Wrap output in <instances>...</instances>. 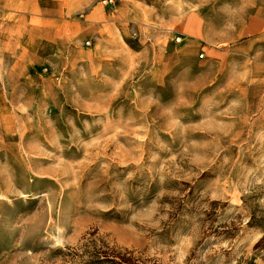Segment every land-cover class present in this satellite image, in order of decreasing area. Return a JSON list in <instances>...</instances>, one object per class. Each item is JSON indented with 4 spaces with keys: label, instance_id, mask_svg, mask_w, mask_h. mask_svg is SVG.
<instances>
[{
    "label": "rangeland",
    "instance_id": "obj_1",
    "mask_svg": "<svg viewBox=\"0 0 264 264\" xmlns=\"http://www.w3.org/2000/svg\"><path fill=\"white\" fill-rule=\"evenodd\" d=\"M93 9L63 31L0 9V264H61L53 252L83 237L150 264L251 256L262 231L242 198L264 208V0ZM211 201L232 238L201 240Z\"/></svg>",
    "mask_w": 264,
    "mask_h": 264
},
{
    "label": "trees",
    "instance_id": "obj_2",
    "mask_svg": "<svg viewBox=\"0 0 264 264\" xmlns=\"http://www.w3.org/2000/svg\"><path fill=\"white\" fill-rule=\"evenodd\" d=\"M258 195L254 192L243 196L242 203L248 210L247 227L260 229L261 237L254 243L252 255L247 258H241L237 264H264V208L257 203ZM220 205L219 201H211L209 207L202 215L204 230L202 239L216 237V239H230L233 237L236 226L233 222L217 221L216 207ZM225 206L226 203L221 204ZM53 256L59 258L61 264H150V261L136 258L131 251L119 250L116 247L108 246L101 240L90 237H83L75 247H66L57 249ZM155 264V263H151Z\"/></svg>",
    "mask_w": 264,
    "mask_h": 264
},
{
    "label": "crops",
    "instance_id": "obj_3",
    "mask_svg": "<svg viewBox=\"0 0 264 264\" xmlns=\"http://www.w3.org/2000/svg\"><path fill=\"white\" fill-rule=\"evenodd\" d=\"M108 2V0H0V9L23 16L29 22L58 24L59 30L63 31L69 23L74 22L71 18L91 17L97 4L103 5ZM80 22L82 30L93 26L88 20H79L77 23Z\"/></svg>",
    "mask_w": 264,
    "mask_h": 264
},
{
    "label": "built area",
    "instance_id": "obj_4",
    "mask_svg": "<svg viewBox=\"0 0 264 264\" xmlns=\"http://www.w3.org/2000/svg\"><path fill=\"white\" fill-rule=\"evenodd\" d=\"M109 2H111V0H108ZM87 44H88V42H87ZM45 71V70H44Z\"/></svg>",
    "mask_w": 264,
    "mask_h": 264
}]
</instances>
